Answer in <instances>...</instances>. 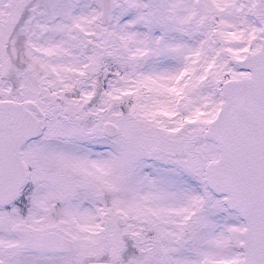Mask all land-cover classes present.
Returning <instances> with one entry per match:
<instances>
[{
	"label": "snow or ice",
	"instance_id": "obj_1",
	"mask_svg": "<svg viewBox=\"0 0 264 264\" xmlns=\"http://www.w3.org/2000/svg\"><path fill=\"white\" fill-rule=\"evenodd\" d=\"M0 264H264V0H0Z\"/></svg>",
	"mask_w": 264,
	"mask_h": 264
}]
</instances>
